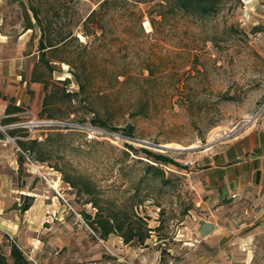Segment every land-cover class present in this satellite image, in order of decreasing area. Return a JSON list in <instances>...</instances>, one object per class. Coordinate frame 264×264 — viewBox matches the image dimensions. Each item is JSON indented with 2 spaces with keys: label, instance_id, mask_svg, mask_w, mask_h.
I'll return each instance as SVG.
<instances>
[{
  "label": "rangeland",
  "instance_id": "obj_1",
  "mask_svg": "<svg viewBox=\"0 0 264 264\" xmlns=\"http://www.w3.org/2000/svg\"><path fill=\"white\" fill-rule=\"evenodd\" d=\"M100 1L77 0L71 10L62 8L61 16L50 10L55 26L66 28L84 18ZM159 1L111 2L103 15L106 36H91L88 51L75 39L48 51L49 58L66 60L53 61L57 69L53 77L47 75L57 95L48 109L81 126L35 128L36 136H44L41 140L51 138L45 145L48 161L35 160L48 179L29 156L16 169L2 168L10 176L0 184V253L8 264H15L12 243L20 246L29 264H246L248 249L233 243L237 233L198 241L204 211L192 180L193 165L186 160L264 113V0H226L217 14L206 18L167 13L157 30L149 12L162 19ZM23 2L27 5L26 0H0V61L7 69L12 64L6 87L0 83V99L21 100L19 121H29L47 116L42 112L43 83L29 81L39 60L41 32L25 28ZM83 68L90 78L86 90L74 77L68 84L60 81L73 76L70 70ZM67 92H74V98L66 97ZM94 118L107 125L93 123ZM128 125L134 126V137L123 131ZM20 129L17 136L24 132ZM129 143L166 152L187 166L163 165L167 183L154 174L143 183L147 199L139 210L151 227L160 226L144 245L126 244L117 234L99 238L84 215L95 213V207L61 171L90 176L104 196L122 202L149 160L144 153L135 154ZM9 144L16 147L17 140ZM190 146L194 148L188 151L175 149ZM31 196L34 204L21 211Z\"/></svg>",
  "mask_w": 264,
  "mask_h": 264
},
{
  "label": "trees",
  "instance_id": "obj_2",
  "mask_svg": "<svg viewBox=\"0 0 264 264\" xmlns=\"http://www.w3.org/2000/svg\"><path fill=\"white\" fill-rule=\"evenodd\" d=\"M27 5L23 2L26 10V23L25 28L40 29L39 38V60L35 64L32 71L31 82L43 83L45 89V95L43 98L42 112L46 113L48 118H57L48 107L53 105L54 100L57 98L56 93L50 90V81L47 75L54 76L56 66L53 61H66L63 59H51L48 56L49 50H59L61 47H66L70 42L75 39L79 43L84 44L88 51L90 46L91 36H95V40L101 36H106V25L103 21V15L108 11L109 4L116 0H101L97 8L92 9L84 18L78 20H72L68 26L58 28L55 26L50 10H53L56 15L62 14V8L71 10V6L77 0H26ZM136 2H145L146 0H135ZM226 0H160L158 6L160 10L158 15L161 16V20H158L151 12L150 22L158 30L157 22L163 21L166 18L167 13L170 14H187L193 17L206 18L217 14ZM101 17H98L100 16ZM143 16V14H141ZM140 16V17H141ZM83 26L79 31V27ZM259 29V28H257ZM79 31V32H78ZM83 35L89 40L84 43L80 40L79 36ZM58 36V38L52 37ZM84 64L86 63L83 61ZM71 64V62H68ZM73 76H68L65 79H60L64 83L68 84L72 81L73 77L77 81L78 85L86 90L90 83L89 75L86 69L81 71L70 70ZM151 77L154 76L151 71ZM66 97L73 99L74 92H67ZM15 111H22L21 106L14 107L9 104L7 113ZM19 117H10L2 120L3 124L15 123L19 121ZM67 120V119H66ZM93 123L106 126V121L99 118H94ZM17 130L20 128H9L7 131L11 136H17ZM21 136L26 137L28 132L23 129ZM130 137H134V126L128 125L123 130ZM2 135V134H0ZM50 136H47L45 141L39 138H17V144L20 147L19 151V164L22 166L27 162V156L31 159L46 162L48 161V150L45 147L50 140ZM127 146L135 151L137 155L144 153L149 160L146 163L145 174L140 177L139 181L133 186L129 195L122 201L108 198L104 196L103 190L100 186L88 175L79 173L72 170H66L61 168L64 175V180L72 186L77 194L85 197L87 203H91L95 209V213L84 212L86 221L90 224L95 234L104 240L113 235H119L126 244L133 243L135 245H144L149 238H151L153 231L159 229L160 226L153 228L150 226L148 218L141 214L140 206L146 201L147 195L143 194L142 185L146 178L150 174H154L156 177L163 179L165 183L168 182L166 177V171L163 165H175L180 168H187L184 164H181L176 158L170 156L163 151H154L147 147L137 148L132 144ZM129 154V152H126ZM144 160L143 158H139ZM34 196H31L29 201L23 204L21 211L29 210L34 204ZM11 256L15 264H29L28 258L25 256L23 250L17 243H12ZM0 264H8L6 256L0 253Z\"/></svg>",
  "mask_w": 264,
  "mask_h": 264
},
{
  "label": "crops",
  "instance_id": "obj_3",
  "mask_svg": "<svg viewBox=\"0 0 264 264\" xmlns=\"http://www.w3.org/2000/svg\"><path fill=\"white\" fill-rule=\"evenodd\" d=\"M11 66L10 62L8 69ZM8 69L0 61V83L4 88ZM9 104L16 107L22 102L0 99V184L10 181L2 168L16 169L19 165L18 144H9L11 135L7 130L12 123L3 124L2 120L19 117L21 111L7 113ZM190 155L188 159L195 162L192 180L204 211L197 228L198 241L221 240L230 232L237 233L233 243L236 248L240 244L244 251L248 249L246 264H264V113L241 131ZM229 211L234 212L233 216Z\"/></svg>",
  "mask_w": 264,
  "mask_h": 264
},
{
  "label": "built area",
  "instance_id": "obj_4",
  "mask_svg": "<svg viewBox=\"0 0 264 264\" xmlns=\"http://www.w3.org/2000/svg\"><path fill=\"white\" fill-rule=\"evenodd\" d=\"M80 126H81L80 124H78L77 122H74L72 120H64L61 118H48V117L37 118V117H35L33 120L17 121L15 123L10 124V126H9L10 128H23L29 133L27 137H23V136H13L12 137L11 136L10 140L16 141L17 138H39V139H43L44 138L43 135L36 136L34 134L35 128H37V127H40L42 130H55V129L60 130V129H77ZM2 129H4V127H2ZM18 149H20L19 146H18ZM28 159L32 165L37 167L40 175H43L46 179H48L47 175L41 170L40 165L37 164L35 162V160L31 159L30 157H28ZM194 163L195 162L191 159L186 160V164H188V165H194ZM54 187L57 189L56 186H54ZM67 203L69 204L68 201H67Z\"/></svg>",
  "mask_w": 264,
  "mask_h": 264
},
{
  "label": "water",
  "instance_id": "obj_5",
  "mask_svg": "<svg viewBox=\"0 0 264 264\" xmlns=\"http://www.w3.org/2000/svg\"><path fill=\"white\" fill-rule=\"evenodd\" d=\"M162 147H165V148L171 149V147H170V146H166V145H162ZM193 148H194L193 146H190V147L175 148V149H179V150L188 151V150H191V149H193Z\"/></svg>",
  "mask_w": 264,
  "mask_h": 264
},
{
  "label": "bare ground",
  "instance_id": "obj_6",
  "mask_svg": "<svg viewBox=\"0 0 264 264\" xmlns=\"http://www.w3.org/2000/svg\"><path fill=\"white\" fill-rule=\"evenodd\" d=\"M150 23V22H149ZM83 36V35H82Z\"/></svg>",
  "mask_w": 264,
  "mask_h": 264
}]
</instances>
